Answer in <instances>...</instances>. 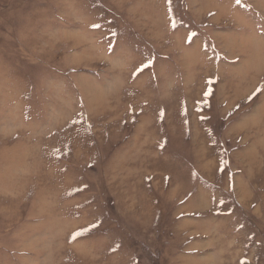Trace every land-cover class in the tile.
I'll return each instance as SVG.
<instances>
[{
  "label": "rangeland",
  "instance_id": "1",
  "mask_svg": "<svg viewBox=\"0 0 264 264\" xmlns=\"http://www.w3.org/2000/svg\"><path fill=\"white\" fill-rule=\"evenodd\" d=\"M0 264H264V0H0Z\"/></svg>",
  "mask_w": 264,
  "mask_h": 264
},
{
  "label": "snow or ice",
  "instance_id": "2",
  "mask_svg": "<svg viewBox=\"0 0 264 264\" xmlns=\"http://www.w3.org/2000/svg\"><path fill=\"white\" fill-rule=\"evenodd\" d=\"M87 233H85V232H80V233H78L77 234V238L79 237V236H84V235H86Z\"/></svg>",
  "mask_w": 264,
  "mask_h": 264
}]
</instances>
